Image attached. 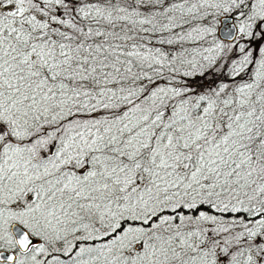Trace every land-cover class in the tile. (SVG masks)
<instances>
[{
  "label": "snow or ice",
  "instance_id": "6c2138e0",
  "mask_svg": "<svg viewBox=\"0 0 264 264\" xmlns=\"http://www.w3.org/2000/svg\"><path fill=\"white\" fill-rule=\"evenodd\" d=\"M0 264H264V0H0Z\"/></svg>",
  "mask_w": 264,
  "mask_h": 264
}]
</instances>
